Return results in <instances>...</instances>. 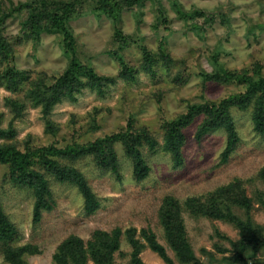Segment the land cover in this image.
Wrapping results in <instances>:
<instances>
[{
	"label": "rangeland",
	"instance_id": "obj_1",
	"mask_svg": "<svg viewBox=\"0 0 264 264\" xmlns=\"http://www.w3.org/2000/svg\"><path fill=\"white\" fill-rule=\"evenodd\" d=\"M10 1L18 4L27 0H0V3L9 6ZM76 1L81 5V13L70 24L77 39L80 58L101 74L117 76L120 68L113 52L120 45L114 35V21L93 10L94 0ZM176 1L185 10L207 12L212 21L205 22L200 16L196 21L201 28H193L178 17L174 0H149L124 10L119 26L124 33L132 35L137 42L145 43L153 51L159 49L163 39L167 51L176 60H184L182 63L187 67V73L191 74L186 82H174L175 70L158 78L141 72L135 82L128 83L119 78L106 96L85 90L76 101L56 105L50 115L58 126L55 134L46 132L41 109L30 106L23 116L14 121L19 143L23 144L29 137L35 146L88 143L98 136L125 129L131 121L135 127H148L162 144L166 120L185 112L190 103L202 100L203 96L219 100L239 90L234 84H204L198 73L213 70L210 56L214 51H219L220 61L234 70L251 69L256 62L264 63V0ZM160 5L170 23L165 25L160 22L161 25L156 28ZM26 16L16 15L7 20L6 35L15 44L14 63L18 68L33 71L34 74L61 73L70 62L63 48L62 36L43 33L38 43L26 39L22 24ZM122 53L135 67L141 65L137 44L125 47ZM9 95L13 93L0 85V113L5 114L4 127L12 119L9 108L5 106ZM251 114V110L233 109L240 142L225 164L220 159L226 147V132L220 129L197 138L202 117L185 130L187 141L183 148L185 162L182 166L175 167L171 155L163 150L152 152L144 149L151 172L143 181L134 178L132 162L120 145L117 149L121 178L102 170L92 157L69 161L84 172L100 200L99 208L91 214L85 211V200L77 186L59 182L50 176L56 205L53 210L43 213L41 222L35 223L32 191L15 185L9 177L8 167L0 165V200L17 227L12 245L29 244L35 248L24 256L27 264H57L54 255L69 237L77 236L87 241L97 231L110 233L120 228L121 246L114 253L113 264H132L133 246L127 232L131 229V234L142 245V260L146 264H166L143 234L144 229L150 228L173 264H192L181 262L165 237L159 216L165 197L173 195L184 203L188 197L208 194L239 179L242 189L253 200V221L261 225L264 232V205L258 194L261 191L264 196V181L259 176L264 167V137L255 130ZM234 212L242 218L247 217L246 211L241 208L236 207ZM182 215L191 245L202 262L224 261L225 257L233 255L232 241L240 238V229L235 224L224 219L194 216L184 206ZM247 257L250 260L259 259L264 264V248L257 254L249 249ZM0 264H10L1 243ZM87 264L97 263L89 259Z\"/></svg>",
	"mask_w": 264,
	"mask_h": 264
},
{
	"label": "trees",
	"instance_id": "obj_2",
	"mask_svg": "<svg viewBox=\"0 0 264 264\" xmlns=\"http://www.w3.org/2000/svg\"><path fill=\"white\" fill-rule=\"evenodd\" d=\"M149 0H94L93 10L104 14L115 23L114 35L120 47L113 52L119 63L117 76L99 73L90 64L84 63L79 56L77 39L71 27V20L81 13L76 0H27L15 4L10 1L7 6L0 3V85L11 91L5 99V106L12 114L8 126L4 127L5 114L0 113V165L8 167V174L17 186L32 191L34 203V221L39 223L45 211L55 208L56 201L51 188L50 176L62 183L77 186L85 200V211L95 212L100 200L94 193L86 175L76 166L70 164L85 157H92L104 171H109L121 178L120 158L117 146L124 150L133 166V175L137 181L145 180L151 172L144 149L152 152L163 150L172 157L175 167L185 162L183 153L187 141L185 130L199 117L202 121L198 126L196 137L203 138L208 133L223 129L226 132V147L220 162L228 163L237 150L240 136L233 116V109L252 112V122L257 133L264 137V63L256 62L251 69L234 70L220 61L219 51L212 52L210 58L213 70H202L198 74L204 84L209 82L234 84L240 89L219 99L212 100L206 96L202 100L190 103L185 112L166 120L164 124L163 143L155 137L148 127H135L130 121L125 129L103 136H98L88 143H70L59 146L55 143L35 146L29 137L23 144L17 139V128L14 121L23 116L31 107H39L45 119L46 132L55 134L58 126L50 118L57 104L64 101H76L78 95L85 90L95 91L106 96L109 88L119 78L126 82H135L141 72L158 78L161 74L174 72V82L184 83L191 76L183 64V59L176 60L168 51L162 39L157 51L150 49L145 43L137 42L132 35L123 32L119 22L124 10L143 5ZM175 11L179 18L193 28H201L196 19L202 16L205 22L212 21L207 12L200 9L185 10L174 0ZM161 6V5H160ZM27 14L22 21L24 37L35 43L40 42L43 33H57L63 38V48L70 62L59 74L49 75L47 72L23 70L14 63L15 44L6 35L7 20L16 15ZM161 24L168 25L170 19L165 9L158 8L156 28ZM137 44L141 54V65L135 67L122 53L125 47ZM18 94H23L18 97ZM70 161V162H69ZM264 181V167L259 172ZM241 180H235L216 188L205 195L191 196L184 203L173 195H167L160 209V222L165 237L183 263L205 264L196 255L188 237L182 215L183 206L194 216H207L224 219L240 229V238L232 241L233 255L224 261L210 264H263L259 259L247 257L249 249L255 254L264 248V232L261 225L255 224L251 215L253 200L242 189ZM260 202L264 205V196L260 191ZM246 211V218L234 212L235 208ZM131 230V229H130ZM128 240L133 246L132 264H146L140 257L142 245L131 234ZM17 234V227L5 212L0 200V243L7 261L10 264H27L24 256L33 252L32 245L13 246L12 240ZM143 234L150 247L158 252L166 264H173L165 247L158 242L150 229ZM122 231L113 229L110 233L97 231L92 238L85 241L71 236L60 244L54 259L57 264H87L92 259L97 264H113L114 253L121 246ZM227 262V263H226Z\"/></svg>",
	"mask_w": 264,
	"mask_h": 264
}]
</instances>
